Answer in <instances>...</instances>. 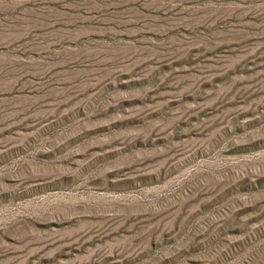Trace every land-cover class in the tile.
<instances>
[{"label": "rangeland", "instance_id": "obj_1", "mask_svg": "<svg viewBox=\"0 0 264 264\" xmlns=\"http://www.w3.org/2000/svg\"><path fill=\"white\" fill-rule=\"evenodd\" d=\"M0 264H264V0H0Z\"/></svg>", "mask_w": 264, "mask_h": 264}]
</instances>
